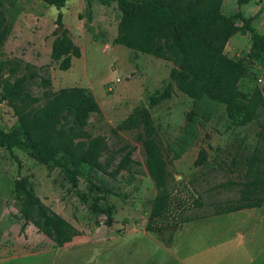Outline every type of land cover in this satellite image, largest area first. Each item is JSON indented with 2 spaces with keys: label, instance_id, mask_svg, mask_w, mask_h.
<instances>
[{
  "label": "rangeland",
  "instance_id": "374dc122",
  "mask_svg": "<svg viewBox=\"0 0 264 264\" xmlns=\"http://www.w3.org/2000/svg\"><path fill=\"white\" fill-rule=\"evenodd\" d=\"M237 11L264 35V0L242 6L222 0L224 15ZM105 12L109 22L104 24ZM119 17L115 3L66 0L56 9L42 0H0V80L24 78V92L40 98L35 106L42 105L46 91L87 89L100 113L90 117L86 130L103 136L108 147L100 159L103 171L92 175L104 193L83 179L73 188L58 168L40 164L22 150L10 153L0 147V264H264V222L254 225L250 219L242 226L237 214L174 223L171 217L178 210L173 205L170 227L146 230L156 190L144 165L139 132L117 127L135 107H148L149 97L167 87L172 64L113 44ZM236 26L225 53L245 59L247 71L239 89L249 95L264 80V55L248 56L250 34L241 30V22ZM64 29L82 50L67 70L50 58L55 32ZM1 97L0 82V128L9 131L18 120ZM149 112L169 162V184L182 200L184 214L201 216L218 205L234 204L247 169L244 159L261 146L264 108L249 124H231L224 106L209 99L194 102L172 85L170 98ZM124 149L131 152L134 165L113 175ZM201 150L207 158L196 166ZM17 179H26L45 205L79 231L71 243L57 247L32 224L23 228L14 197ZM196 199L204 206H195ZM105 207L109 215L101 211ZM228 237L227 248L222 242Z\"/></svg>",
  "mask_w": 264,
  "mask_h": 264
},
{
  "label": "trees",
  "instance_id": "16d2710c",
  "mask_svg": "<svg viewBox=\"0 0 264 264\" xmlns=\"http://www.w3.org/2000/svg\"><path fill=\"white\" fill-rule=\"evenodd\" d=\"M61 9L66 0H42ZM103 5L115 3L120 12L117 34L113 44L126 47L136 53L150 55L172 64L169 83L162 92L149 97L148 107H135L118 125L124 131L139 132L144 165L156 194L151 201L146 230L156 232L171 226L172 206L177 205L174 223H188L206 217L228 214L264 205V127L259 134L261 146L245 157L247 166L241 182L240 197L234 204L218 205L213 213L201 216L185 215L182 200L169 184L171 174L165 149L149 108L171 96L172 85L181 93L198 102L209 99L224 106L229 123L239 120L241 125L257 119L264 108V91L254 88L243 94L239 82L246 74L245 59L234 60L227 56L225 47L238 30L250 34V58L264 55V35L258 33L251 19L237 11L231 15L222 12V0H88ZM257 0H236L238 6ZM58 25L62 26L60 19ZM50 58L61 70L69 69L71 59L79 58L80 48L74 44L68 31L55 32ZM2 99L14 108L18 123L9 131L0 128V147L13 153L19 149L30 154L40 164L58 168L73 188L83 179L100 193L104 190L92 181L95 171H103L100 159L107 151L106 139L90 135L86 127L100 107L94 96L84 88H66L58 92L43 93L42 105L35 106L40 98H32L24 92V78L0 80ZM36 103V104H35ZM126 149H124V152ZM131 152H125L113 175L129 172ZM201 150L195 165L206 160ZM14 197L20 204L19 216L23 228L32 224L55 246L63 247L79 235V231L65 218L45 205L26 179L14 182ZM103 202L105 200L101 198ZM195 206L204 203L196 199ZM106 215L105 207L101 210ZM176 213V212H175ZM166 221V222H165Z\"/></svg>",
  "mask_w": 264,
  "mask_h": 264
},
{
  "label": "crops",
  "instance_id": "0c3cea01",
  "mask_svg": "<svg viewBox=\"0 0 264 264\" xmlns=\"http://www.w3.org/2000/svg\"><path fill=\"white\" fill-rule=\"evenodd\" d=\"M108 13L105 12L103 17H102V22L105 24L107 22H109V16L107 15ZM117 32H115V34L112 37V40L116 37ZM119 46V45H118ZM80 52H82L81 48H80ZM230 215H239L240 217V222L242 224V226H246L247 222L250 219L254 220V225H256L257 223H263L264 222V205L258 208H250V209H244V210H239L236 212H232L229 213ZM253 225V226H254ZM253 226L250 228H253ZM227 242V243H225ZM250 242V241H249ZM222 244H224V246L226 245V247H231V238L228 237V239L226 241H223ZM256 245V244H255ZM230 249H228L227 251H229ZM20 252V251H19ZM21 252L19 254V257L21 256ZM14 258H17V256L15 255Z\"/></svg>",
  "mask_w": 264,
  "mask_h": 264
},
{
  "label": "built area",
  "instance_id": "2783aa9c",
  "mask_svg": "<svg viewBox=\"0 0 264 264\" xmlns=\"http://www.w3.org/2000/svg\"><path fill=\"white\" fill-rule=\"evenodd\" d=\"M116 82H120L119 79H116ZM259 87L264 91V80L263 79H260L259 80Z\"/></svg>",
  "mask_w": 264,
  "mask_h": 264
}]
</instances>
